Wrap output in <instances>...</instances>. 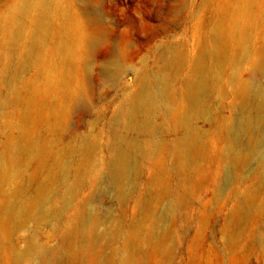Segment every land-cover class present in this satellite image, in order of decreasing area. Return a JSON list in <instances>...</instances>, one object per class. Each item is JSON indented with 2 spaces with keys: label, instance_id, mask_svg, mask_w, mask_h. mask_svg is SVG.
Masks as SVG:
<instances>
[{
  "label": "rangeland",
  "instance_id": "rangeland-1",
  "mask_svg": "<svg viewBox=\"0 0 264 264\" xmlns=\"http://www.w3.org/2000/svg\"><path fill=\"white\" fill-rule=\"evenodd\" d=\"M17 1L0 0V264H264V121L233 133L241 90L264 86V0L245 21L239 0H59L21 25ZM198 59L196 147L177 161ZM161 82L130 129L129 99Z\"/></svg>",
  "mask_w": 264,
  "mask_h": 264
},
{
  "label": "bare ground",
  "instance_id": "bare-ground-1",
  "mask_svg": "<svg viewBox=\"0 0 264 264\" xmlns=\"http://www.w3.org/2000/svg\"><path fill=\"white\" fill-rule=\"evenodd\" d=\"M58 1L59 0H18L8 8L6 14L11 18H15L20 25L27 20H30L32 24H34L36 16H43L46 14L48 8ZM253 1L255 0H239L236 2L235 6L232 7V9L236 11L239 9L238 18L240 20L245 21L248 17L250 7L253 6ZM32 13L34 14L32 15ZM237 38L242 44L247 41V37ZM178 59L179 58L175 57L168 58L167 65H176ZM190 69L191 76L186 79L187 84L182 92L185 105H183L181 109H175L171 115L174 127L179 124L183 127L185 132L184 138L177 140L173 145V157H175L177 161H181L183 157H186L196 147L198 132L193 128L192 122L194 118L200 114L199 107L201 105V98L198 97V91L203 89L207 84L201 60L198 59L194 67H190ZM241 94L245 100V105L242 106L241 113L233 126L235 137L242 132H247L250 128H259L260 131L263 129L261 124L264 121V86L260 83H256L250 88H243ZM162 99H168V87L166 82H161L155 92L145 89L140 94L132 95L128 101L129 107L126 112L129 128L146 132L149 110L158 100ZM247 100L251 103V107L249 106L250 108L247 107ZM262 132L264 131L262 130ZM154 145L157 146L158 142H155ZM134 149L135 143L131 139L125 136L118 139L114 164L109 173L112 184L117 185L122 179L126 178V173H128L130 169ZM12 212L13 209H11V213ZM56 259L57 257L54 256V260Z\"/></svg>",
  "mask_w": 264,
  "mask_h": 264
}]
</instances>
